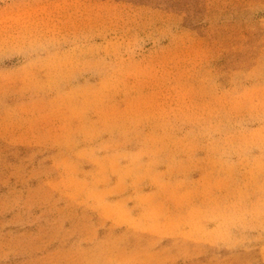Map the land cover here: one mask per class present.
I'll use <instances>...</instances> for the list:
<instances>
[{
	"label": "rangeland",
	"instance_id": "rangeland-1",
	"mask_svg": "<svg viewBox=\"0 0 264 264\" xmlns=\"http://www.w3.org/2000/svg\"><path fill=\"white\" fill-rule=\"evenodd\" d=\"M0 264H264V0H0Z\"/></svg>",
	"mask_w": 264,
	"mask_h": 264
}]
</instances>
